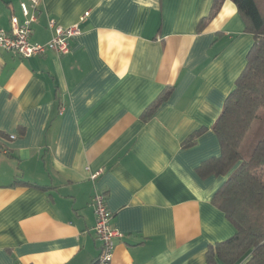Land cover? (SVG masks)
Instances as JSON below:
<instances>
[{
    "label": "crops",
    "instance_id": "1",
    "mask_svg": "<svg viewBox=\"0 0 264 264\" xmlns=\"http://www.w3.org/2000/svg\"><path fill=\"white\" fill-rule=\"evenodd\" d=\"M22 1L0 0V29ZM212 1L42 0L30 41L77 23L69 52L0 48V264H92L96 191L121 233L110 264H208L235 233L212 202L229 173L198 167L254 40L231 0L199 28Z\"/></svg>",
    "mask_w": 264,
    "mask_h": 264
},
{
    "label": "trees",
    "instance_id": "2",
    "mask_svg": "<svg viewBox=\"0 0 264 264\" xmlns=\"http://www.w3.org/2000/svg\"><path fill=\"white\" fill-rule=\"evenodd\" d=\"M224 1H212L199 28L215 16ZM231 1L254 41L247 52L244 69L211 126L221 153L198 167L200 172L229 173L212 202L235 228L231 237L209 246L206 259L208 264H216L215 258L225 264H235L249 252L250 257L243 264H264V0ZM171 90V87L165 88L144 109L142 121L154 114ZM253 123H257L254 138L247 153H243L244 140ZM200 131L189 135L183 146L193 144ZM96 261L92 264H97Z\"/></svg>",
    "mask_w": 264,
    "mask_h": 264
},
{
    "label": "built area",
    "instance_id": "3",
    "mask_svg": "<svg viewBox=\"0 0 264 264\" xmlns=\"http://www.w3.org/2000/svg\"><path fill=\"white\" fill-rule=\"evenodd\" d=\"M42 0H27L19 3L22 18L12 14L10 16V27L8 30L0 29V48L12 51L22 57L41 55L51 50L58 55H63L70 50V40L80 33L77 23L63 27L56 23L55 19L49 18L47 24L53 30L50 40L45 43H34L30 41L32 24L39 14V7ZM82 19V18H81ZM14 136L11 135V138ZM100 171L90 175L91 179L96 178ZM92 206L96 218L94 231L100 241V253L97 257V264H110L115 239L121 237V233L112 227V213L106 206L105 195L96 191L92 198Z\"/></svg>",
    "mask_w": 264,
    "mask_h": 264
},
{
    "label": "rangeland",
    "instance_id": "4",
    "mask_svg": "<svg viewBox=\"0 0 264 264\" xmlns=\"http://www.w3.org/2000/svg\"><path fill=\"white\" fill-rule=\"evenodd\" d=\"M257 123H253L252 127L250 128V130L248 131L246 138L244 140V146H243V153H247V150L249 149L250 144L252 143V140L254 138V130Z\"/></svg>",
    "mask_w": 264,
    "mask_h": 264
}]
</instances>
